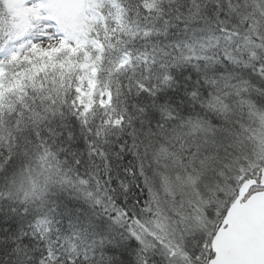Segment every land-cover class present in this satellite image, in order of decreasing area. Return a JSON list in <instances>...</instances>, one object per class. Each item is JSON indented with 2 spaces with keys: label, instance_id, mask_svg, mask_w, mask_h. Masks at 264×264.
I'll return each instance as SVG.
<instances>
[{
  "label": "snow or ice",
  "instance_id": "snow-or-ice-1",
  "mask_svg": "<svg viewBox=\"0 0 264 264\" xmlns=\"http://www.w3.org/2000/svg\"><path fill=\"white\" fill-rule=\"evenodd\" d=\"M0 264H264V0H0Z\"/></svg>",
  "mask_w": 264,
  "mask_h": 264
}]
</instances>
